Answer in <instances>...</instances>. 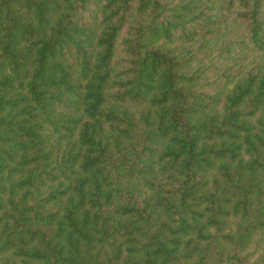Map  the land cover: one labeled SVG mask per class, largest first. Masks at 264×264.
<instances>
[{"label":"trees","instance_id":"16d2710c","mask_svg":"<svg viewBox=\"0 0 264 264\" xmlns=\"http://www.w3.org/2000/svg\"><path fill=\"white\" fill-rule=\"evenodd\" d=\"M0 264H264V0H0Z\"/></svg>","mask_w":264,"mask_h":264}]
</instances>
